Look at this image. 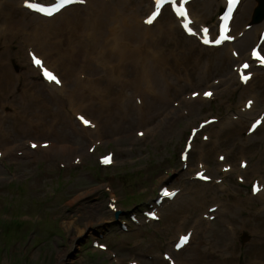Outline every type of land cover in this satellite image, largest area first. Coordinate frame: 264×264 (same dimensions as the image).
Segmentation results:
<instances>
[{"label":"rangeland","instance_id":"1","mask_svg":"<svg viewBox=\"0 0 264 264\" xmlns=\"http://www.w3.org/2000/svg\"><path fill=\"white\" fill-rule=\"evenodd\" d=\"M145 1L146 7L141 18L146 16L151 8L150 0ZM261 1H263L264 9V0H243L233 26H239L238 21L242 17L244 8L250 6L252 11L248 15V25L245 30L252 31L255 36L256 27L260 28L264 22V19L260 22L254 20ZM196 2L198 5H195ZM204 2L206 1L195 0L191 5L192 10L198 18L203 20V23L216 28L217 16L223 6L217 7L218 0H216L212 17L205 18L198 13V8L200 9ZM82 7L80 4V9ZM132 9L134 6H131L130 10ZM155 29L161 34L166 30H177L176 37L179 44L173 46L178 57L175 70L169 64L160 67L164 75L174 71L173 78L177 82V87H175L176 96L172 104L169 106L162 104L153 112H146L150 118L146 126L141 124L145 118L141 99L134 97L132 102L136 114L134 113L128 121L123 122V130H117L109 135L101 134L102 144L97 146L92 155L87 151L90 134L80 130L81 126L76 117L73 118L81 132L76 136L73 134L63 144L66 152L70 154L69 157L64 156L66 153L60 151L45 156L41 151L30 148L29 141H51V138L46 136L39 137L26 133V137L17 136L12 144L6 145L9 147L14 145L17 148L12 155L14 158H2L0 162V264H110L106 260L107 257H110L111 264H131L132 261L169 264L166 259H163L161 253L166 248V250H172L176 238L167 239L164 219L168 217L172 209L185 211L186 201L179 200L176 207H172L171 204L163 207L161 213L164 219L161 222L144 221L143 215L135 224L129 220L130 214H143L142 211L154 203L158 189L163 184L204 190L206 200L209 195H218L217 202H210L208 206L220 204L221 212L212 220L213 223H210L206 217H203L202 221H196L194 240L191 247L180 254L182 260H188L192 251L201 249L209 255V258L197 264L206 262V264H216L217 261L222 263L224 260L220 256L222 254L223 257L231 255L233 264H256V258L260 264H264V221L260 219L248 221V209L257 211V208H260L264 211L261 199H250L251 181L255 177L252 175L260 174L264 168V127L257 134L247 133L254 116L264 112V79L261 80L262 77L264 78V69L256 71L261 78H257L251 87L241 85L237 77L233 75L236 72L234 65H237L239 60L233 61L228 57V46L206 47L195 36H185L168 7L164 9L158 28ZM3 31L4 27L1 26L0 34ZM25 35V31L19 32L17 39L13 41V52L18 51L24 44ZM251 46L252 44L247 47V50ZM163 47L170 48V40L166 39ZM262 49L264 51V47ZM4 50L5 45H1L0 65L7 63L11 67L12 80L16 75L20 77L27 69L24 55L14 53L10 58L4 59ZM217 56L222 58L219 69H223L225 64L229 68L227 71L218 72V68L215 69L214 63ZM28 64L30 65L29 61ZM100 70V75H103L104 70ZM203 74L205 77L202 82L198 77ZM0 77H2L1 81L8 80V74L4 71L0 73ZM30 80L31 93L38 96L34 110L42 114L41 99L43 97L39 95L41 81L36 72L31 78L29 76L28 81ZM23 84L20 79L15 81L11 89L13 91L7 93L8 98L0 97V112L4 118V120L0 119V139L7 137L4 132L8 133L7 129L10 124H13L12 117L16 114L14 101L23 93ZM228 87L230 90L227 92ZM117 88L121 95L115 94L114 98L119 99L120 102L131 97V94L134 96L132 87L124 88L120 85ZM207 88L215 89L217 96L213 100L202 103L199 98L189 99L192 91H203ZM43 92L47 94V91ZM254 96L257 97L258 102L250 112L245 109L243 103ZM94 101L99 102L100 99ZM178 103L183 105L179 107ZM115 109H118L117 105ZM188 109H190L189 112H187ZM67 112L71 114L69 108ZM252 112L253 116H251ZM103 114L108 116L109 113ZM103 114L95 113V116L103 120L106 118L102 117ZM213 116H217L220 119L219 122L205 130L212 140L207 143L201 140V134L196 135L193 153L189 157L187 167H183L180 153L190 127L197 126L199 121ZM18 122H20L18 125L15 124L18 128H23L29 123L28 118L24 116L18 118ZM51 122H53L52 119ZM119 122L121 120L116 118L115 123ZM240 125L243 126L242 129ZM137 129L146 131V136L137 137ZM227 129H229L228 133L224 134ZM218 142H224L222 148L227 146L233 149L237 145L236 151L231 156V162L236 164L237 170H239L238 159L232 158L240 155L239 145L248 146L246 150L250 154L247 158L250 165H260L257 174H251L244 184L237 185V191L231 192L226 187L219 186L221 183L217 182L218 178L226 182L217 160V154L226 153L224 152L226 150H216ZM81 145L84 146V150L78 152L77 148ZM107 152L114 153L116 163L113 166L102 167L98 157ZM77 153L83 156L82 165L74 163ZM198 163L208 167L215 178L212 185L217 188L214 187L211 191L207 187L209 185L194 181L192 173L198 169ZM60 165H66V167L63 168ZM229 181L232 183L231 179H228ZM228 182H226L227 185ZM112 193L118 196L117 204L122 211L117 214V219L113 217L115 218L113 223L103 225L100 221L112 213L108 208ZM247 198L251 200V204L245 203ZM236 204L240 209L232 213L231 208ZM130 208L131 210H128ZM7 220L26 223L22 226L11 224L10 233L12 234L9 235L8 232L5 233L8 228L5 229V224H1V221ZM120 220L125 221V229H122ZM227 221L235 222L232 225ZM82 230H84L83 234L78 236ZM186 230L184 229L183 232ZM213 232L217 235L225 234L227 244L232 247L231 254H228L224 247L219 250L211 248L214 245ZM93 240L107 244L110 249L108 254L105 255L98 247H93ZM191 263L189 261L188 264Z\"/></svg>","mask_w":264,"mask_h":264},{"label":"bare ground","instance_id":"2","mask_svg":"<svg viewBox=\"0 0 264 264\" xmlns=\"http://www.w3.org/2000/svg\"><path fill=\"white\" fill-rule=\"evenodd\" d=\"M30 1L32 0H0V14H2L0 16V27H4L3 33L0 34V46L5 45L3 52L4 59L10 58L15 53L22 54L26 59L29 58L30 61H33L31 53H34L42 59L43 66H48L56 75H59L60 83L49 82L41 77L43 86H47L49 90L47 91L48 94H46L43 92V87L39 89V95L43 97V100L41 99L43 113L39 114L34 110L38 96L30 93L31 80L29 82L28 78L29 76L31 78L36 71L41 74V68L31 65L27 67V70L21 77L16 75L12 80L13 72L11 67L7 63L0 65V73L4 71L8 74L7 81H1L2 77H0V97L2 99L8 98L7 93L13 91L11 89L14 87L15 81L20 78L25 80L23 93L15 100L17 114L15 117H12L11 122L13 124H10V127L7 129L8 133L4 132V135L7 137L0 139V147L2 148L1 158L11 157L14 154L15 146L11 145L9 147L6 145L12 144V141L16 140L17 136L26 137V133L51 138L52 141H50L48 149L44 150L45 154L50 155L52 151L53 153L60 151L66 153L64 156L69 157L70 154L66 152L63 144L73 134L75 136L78 135L81 132L80 130L90 134V138L88 139L89 146L96 145L102 140L101 134L109 135L117 130H123V122L128 121L134 113L136 114V109L133 105L134 97L140 98L143 103L145 118L141 124L144 126L147 125V120H150L146 112H153L162 104L166 106L172 104L174 96H176L175 87H177V82L173 78V70H175L178 61L177 53L173 46H177L179 43L176 37V29L166 30L162 34L155 29L156 27L158 28L164 9L154 21L152 27L144 22L146 16L141 18L146 7L145 0H85L83 9H80V6L76 4L74 7L63 8L52 17H45L30 10L25 5ZM215 2L216 0L204 2L200 9L198 8V13L202 14L205 18H211ZM241 3L242 1L236 11L241 6ZM195 5H198L197 2ZM221 5H225V0H218L216 6L220 7ZM131 6H134V9L130 10ZM188 8L193 21L192 27L194 28L196 24L198 25L200 38L202 39L201 31L206 25H204L202 19H197V14L191 10L190 3L188 4ZM250 11H252L250 6L244 8L242 17L238 21L240 22L239 27H236V31L232 29L233 22L230 25L231 33L239 40L235 43H227L228 46L236 44L231 46L230 50L227 49L228 57L231 58L230 54H233L238 58L240 64L242 63L240 56L248 51L247 47L250 44H253L255 40L257 41L258 35L261 34L262 27L264 26L259 29L256 27L255 36L252 31L243 29ZM175 19L178 24L179 22L180 24L183 23L182 18L175 17ZM21 31L27 32L24 36V44L20 46L18 51L13 52V41L17 39ZM210 34L214 36V31H210ZM242 35L243 38L240 39ZM166 39L170 40L171 47L168 49H164L163 47ZM250 53L251 50H249L248 55L251 60ZM221 62L222 58L217 56L214 63L215 69L218 68V72L227 71L229 68L225 64H223V69H219ZM168 64L173 70L170 74L164 75L160 67ZM78 68H80V71H78ZM259 68L256 64H253L248 71L253 69L258 70ZM100 69L104 70L103 75H100ZM233 75L235 76V74ZM204 77L205 75L203 74L198 78L203 82ZM257 78H259L258 74L256 76ZM252 79L253 75L251 77ZM263 79L262 77L261 80ZM239 80L241 81L240 76ZM250 81L247 83V86L251 87ZM120 85L124 88L132 87L134 96L131 94V97H127L125 100L123 99V102L114 98L115 94L121 95L117 88ZM2 90L3 93H1ZM229 90L230 88L228 87L227 92ZM215 95L213 92L209 99L214 98ZM92 99H100V101L95 102ZM205 100L207 99L201 96V102ZM116 105L118 109H115ZM182 105L180 103L179 107ZM67 108H69L71 114L67 112ZM95 113L109 114L108 116L103 114L102 117L106 118L99 120L95 116ZM84 114L88 116H85V120L90 121V124L84 126L80 120L81 127L79 130L76 127L73 117L76 115L83 116ZM22 116L27 117L29 123L23 128H18L15 124L18 125L20 123L18 122V118ZM116 118H119L121 122L115 123ZM0 119L4 120L1 112ZM51 119L53 122H51ZM97 120L100 122L98 123ZM239 127L240 129L243 128L242 125ZM263 127L264 122L262 121L261 126L255 130V134L259 133ZM235 129L239 132L237 128ZM7 130L5 129V131ZM228 130H225L224 134L228 133ZM146 134L147 132L145 136ZM39 146L41 147V144ZM247 147V145H243L241 161H246L245 158L250 156L246 150ZM83 150V145L77 148L78 152H82ZM77 154V156L81 155V153ZM82 158L80 162H82ZM113 163H115L114 158ZM220 165L226 176L230 177L232 173H238L237 177L243 182H245L248 176L253 173L257 174L258 170H260L259 164H247L246 168L242 169L239 163L240 172H237L236 164H229L226 157ZM211 181H213V177H211ZM208 187L212 191L213 187ZM188 188L181 189L172 200L168 199L163 201V206L173 203L172 207H176V204L181 199L182 202L186 201L184 205L186 208L185 211L182 212L178 209H172L167 218H161V220L164 219V224L166 225V237L168 240H173L177 235L182 234L181 231L183 229H194L196 220L208 210V200H206L204 190L194 189L192 187ZM252 195H254L252 196L253 198L259 197L261 203L264 204L263 181L260 185L259 192L257 194L253 193ZM110 198L115 203L118 200L114 193H112ZM212 201L215 202L216 200L212 199ZM245 203L251 204V200L247 198ZM239 209L240 207L236 204L235 207L231 208V211L233 213ZM115 210L122 211L117 206ZM115 210L107 218L102 219L100 221L101 224L107 225L110 222L112 223L113 217H115ZM217 212H220V209ZM248 212V221H258L259 219L260 221H264V211L258 212L253 209H248ZM157 218H159L158 214ZM229 219L231 218L229 217ZM228 222L234 224L235 221ZM256 226H261V224H256ZM83 232L84 230L80 231L78 236L82 235ZM214 232V237L212 235V243L214 245L211 248L219 250L224 247L227 253L231 254L232 247L227 244L225 234L217 235ZM230 236L232 237L231 234ZM193 239L194 234H192L189 242L181 249L180 253L176 252L174 248L170 251L171 260L175 264H188L189 261L192 262L191 264L203 263L206 258H209V255L201 249L192 251L188 260L186 259L184 261L180 258V254L191 247ZM176 253H179L178 256ZM220 256L224 260L222 263L217 261L216 264H233L231 255L223 257L222 254ZM255 263L260 264L258 258L255 259Z\"/></svg>","mask_w":264,"mask_h":264},{"label":"snow or ice","instance_id":"3","mask_svg":"<svg viewBox=\"0 0 264 264\" xmlns=\"http://www.w3.org/2000/svg\"><path fill=\"white\" fill-rule=\"evenodd\" d=\"M74 0H59V3L54 7L53 10H45V9H42V8H36L35 10L37 11H41L43 14L45 15H53L55 12H58L62 9V7L64 6H67L68 4H71L73 3ZM80 2H83V0H80ZM172 3V4H175L177 3V0H156V11H154L152 13V15L149 17V19L146 21V23H153L154 20L159 16L160 14V11H161V6L163 3ZM239 2V0H228V16H225L224 17V20H225V25H224V28L222 29L221 31V35H220V38L215 40V43L216 44H219L221 43L223 40H228V39H231V37L227 34L228 32V24H227V21L230 19L231 17V13L232 11L234 10V7L235 5ZM28 7L32 8L33 5L29 4ZM177 14L180 16V17H183L185 19H187V17L189 16V13L187 11V9L183 6V4H181V6L179 8H176L175 9ZM189 23L190 21L186 22L184 24V27L185 29H187L189 32H191V29L189 28ZM204 33H205V37H207V33H208V30L207 29H203ZM194 34V33H193ZM204 43H210L209 39L205 38L204 40ZM253 55L259 59L262 63H264V56H260L259 53L257 52H254ZM33 61L34 63L38 66V67H41L43 69V72H44V75L46 77V79H48L50 82L51 81H54L55 83L59 84L60 81L59 79L53 74L51 73L50 71H48L46 68H43V62L38 59L37 57L33 56ZM249 67V65L245 64L244 65V68L247 69ZM242 79L244 80V82H247L249 79H250V76H246V75H243L242 74ZM206 96H211V93H205ZM251 103V102H250ZM84 123H88V121H84ZM255 127V125H254ZM140 135H143V133H140ZM34 148L37 147V145L33 144L32 145ZM45 147H47V145H44ZM221 159H223V157H221ZM103 163H110L111 162V157H105L104 160L102 161ZM200 178L201 179H204V180H207L208 177L207 176H204L203 173L200 174ZM256 191H259V189H255ZM165 195H175V193H168V192H165L164 193ZM187 237H184L183 240H182V244L183 243H186L187 242Z\"/></svg>","mask_w":264,"mask_h":264},{"label":"trees","instance_id":"4","mask_svg":"<svg viewBox=\"0 0 264 264\" xmlns=\"http://www.w3.org/2000/svg\"><path fill=\"white\" fill-rule=\"evenodd\" d=\"M9 231V230H8ZM12 234V233H11Z\"/></svg>","mask_w":264,"mask_h":264}]
</instances>
